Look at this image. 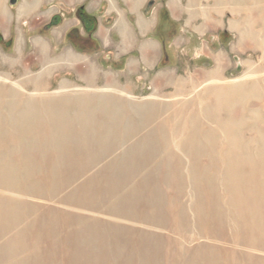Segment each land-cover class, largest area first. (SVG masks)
<instances>
[{
	"label": "bare ground",
	"instance_id": "6f19581e",
	"mask_svg": "<svg viewBox=\"0 0 264 264\" xmlns=\"http://www.w3.org/2000/svg\"><path fill=\"white\" fill-rule=\"evenodd\" d=\"M15 91L0 89V252L30 233L38 244L47 228L70 250L67 264H165L169 237L183 228L193 233L185 264H264L252 252L264 253L261 80L216 90L214 105L184 120L169 117V127L156 116L160 103L129 102L127 110L104 95L90 103L78 95L69 107L71 98H20ZM249 97L260 100L258 111L245 105L235 119L221 108ZM172 169L176 205L167 210L162 184ZM21 247L28 261H40Z\"/></svg>",
	"mask_w": 264,
	"mask_h": 264
},
{
	"label": "crops",
	"instance_id": "0c3cea01",
	"mask_svg": "<svg viewBox=\"0 0 264 264\" xmlns=\"http://www.w3.org/2000/svg\"><path fill=\"white\" fill-rule=\"evenodd\" d=\"M257 6L264 8V0H0V60L34 92L49 89L51 79L65 72L93 87L112 85L120 76L151 77L162 60H173L175 53L183 58L180 48L234 26L226 14L253 26ZM59 16V24L48 26ZM87 47L93 50L85 52ZM101 49L124 69L100 64ZM125 90L134 91L127 85Z\"/></svg>",
	"mask_w": 264,
	"mask_h": 264
},
{
	"label": "rangeland",
	"instance_id": "374dc122",
	"mask_svg": "<svg viewBox=\"0 0 264 264\" xmlns=\"http://www.w3.org/2000/svg\"><path fill=\"white\" fill-rule=\"evenodd\" d=\"M263 11L264 8H262V6L253 8L252 14L255 15L254 21L256 23L251 27L246 26L244 28L241 27L245 24V19L243 20V24H241L239 16H235L234 13L229 15L226 14L224 16L225 19L230 23H233L234 26H228L229 28L227 27L221 30L217 38L212 37L211 39V36L207 35L200 39L195 46L193 45L190 47V49L182 50L180 48V56L182 55L183 58L177 56L175 53V58L173 60H162L158 66V71L156 74L151 75V77L146 75L130 77L120 76L121 81H118L117 78V81H113V83H115L112 85H97L96 87H93L81 82L77 83L74 74L65 72L63 75H56L51 79L50 83H52V85H50L49 89H44V92H34L35 90L24 85L21 76L10 75L7 72L5 63L0 60L1 94L9 96L12 94L11 90L16 89L17 92H15L19 94L20 98L28 97L36 100H48L67 97L71 98V102H64H67L69 107H73L72 104H74V101L72 98L78 97V95L85 97L88 99L87 101L90 100L89 103L94 101V97L104 95L106 101L111 100L126 109L128 108L127 105L129 102L141 107L149 102H154L156 104L160 103L164 110L161 109L158 111L156 116H159L158 118H163L166 126L169 127L173 124V121L169 120V117L173 120L176 119L177 121L180 119L184 120L192 114H201L206 107L214 105L217 99V97L214 96L216 90L228 91L230 87H238L240 83L247 79L261 80L264 83V35H262L264 32ZM246 13L248 14L247 11L241 13V17L246 18ZM246 25H248V23ZM169 45L171 49H174V45L169 43L167 44V47H169ZM3 46L7 48V44H4ZM81 49L82 47H80V50ZM86 49L87 51L85 52L93 50L89 47ZM103 51V49L99 51L101 52L98 58L100 64L107 68L111 66L113 68L118 67L124 69V66H118L113 61L106 59L104 56L105 52ZM163 72L166 73L161 74ZM216 72L219 73L217 78L211 79L206 77L207 74ZM245 75L251 77H245ZM65 79L68 80L66 82L68 86H65L64 84V86H59V84ZM240 79L244 80L241 82L237 81ZM126 85L127 87L134 89V91L125 90ZM62 89H66L67 91L63 92L64 90ZM38 93L45 94L39 95ZM246 100V103L236 101L230 106L226 103H222L221 108L223 111H227L233 118L238 119L242 117L245 105H249L257 110L256 108L260 104V100L257 99V97H249L246 98ZM168 105H171L170 109L165 110ZM72 109L74 108H70V110ZM258 119L256 118L257 122L260 120V123L264 124V115L259 120ZM186 127L189 129L190 124L187 123ZM259 142L261 143L262 148H264V136L260 137ZM45 156L49 159L52 157V154L49 153ZM32 157L36 160L39 158V155L34 154ZM200 160L202 163H207L209 161L207 156L202 157ZM261 166L262 165L260 164L257 165V167ZM176 172L177 171L173 169L167 171L170 180L168 179L169 181L166 184H162V191L166 199L165 208L167 210L169 207L175 209L174 205H176L175 186L176 184L178 185L177 180L174 178ZM184 172L187 173V169ZM184 172H182V174L185 175ZM162 175L163 171L158 172L159 178ZM86 182H89V180H86L84 183ZM186 189L188 193H191L193 188L191 187V184H188ZM189 196L190 194H186L184 196V201H188ZM47 206L50 207L53 205L49 202L47 203ZM167 213L170 216L171 214L173 215L172 211ZM176 213L178 212L176 211ZM35 214H51L53 217V212H48L43 209L36 210ZM64 219L67 220V217L64 216L63 220ZM180 233L181 235L172 232L169 237V241L172 245L171 256L169 261H167L169 255L164 253L165 264H185V260L188 256L186 249L190 246V243H192L188 241L187 237H191L193 233L183 228L180 229ZM82 236L86 239L88 234L84 232ZM19 239L22 241L17 242L14 240V242L10 243L8 246L7 251L0 252V264H67L70 250L68 248V250L65 249V244L56 245V243H54L55 240L48 235L47 228L44 230V236L40 239L38 244H34L35 242H33V235L31 233L29 234V238L28 235H26L24 238L19 237ZM169 241L167 243L168 247L170 246ZM86 242L82 244L84 251L88 248V245L86 247V244H88ZM21 246L29 250L28 252H35L37 256H40V261H28V259L18 251L22 248ZM252 252L257 257H264V253L259 251ZM50 256L51 258H49Z\"/></svg>",
	"mask_w": 264,
	"mask_h": 264
},
{
	"label": "trees",
	"instance_id": "16d2710c",
	"mask_svg": "<svg viewBox=\"0 0 264 264\" xmlns=\"http://www.w3.org/2000/svg\"><path fill=\"white\" fill-rule=\"evenodd\" d=\"M153 3H154V1H151L148 4V6L146 7V9L149 10L153 6ZM61 20H62V17L61 16L55 17L54 19H52V21H50L48 23V26H55V25L59 24L61 22Z\"/></svg>",
	"mask_w": 264,
	"mask_h": 264
},
{
	"label": "water",
	"instance_id": "95a60500",
	"mask_svg": "<svg viewBox=\"0 0 264 264\" xmlns=\"http://www.w3.org/2000/svg\"><path fill=\"white\" fill-rule=\"evenodd\" d=\"M16 1V0H15ZM16 3V2H15ZM11 4L13 5L14 4V0H11Z\"/></svg>",
	"mask_w": 264,
	"mask_h": 264
}]
</instances>
